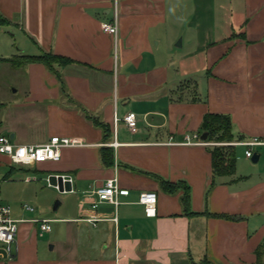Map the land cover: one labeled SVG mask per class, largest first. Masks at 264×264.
Here are the masks:
<instances>
[{
    "label": "crops",
    "instance_id": "0c3cea01",
    "mask_svg": "<svg viewBox=\"0 0 264 264\" xmlns=\"http://www.w3.org/2000/svg\"><path fill=\"white\" fill-rule=\"evenodd\" d=\"M0 15V57L19 49L72 59L55 71L14 66H26L27 83L11 105L29 110L0 132L19 143L87 142L26 168L72 177L64 215L45 217L67 223L59 254L42 248L47 233L34 218L15 216V256L0 248V264H264V0H0ZM116 16L118 34L104 32ZM208 112L232 118V175H214L216 143H181L202 137ZM253 139L261 143H234ZM110 177L130 189L118 206L96 194ZM163 180L179 185L171 192ZM144 190L158 194L154 216L139 202Z\"/></svg>",
    "mask_w": 264,
    "mask_h": 264
},
{
    "label": "rangeland",
    "instance_id": "374dc122",
    "mask_svg": "<svg viewBox=\"0 0 264 264\" xmlns=\"http://www.w3.org/2000/svg\"><path fill=\"white\" fill-rule=\"evenodd\" d=\"M8 36L16 34V31L7 29ZM14 42V41H13ZM17 47V46H16ZM14 49H16L14 47ZM18 53L12 55H24L18 49ZM9 54V53H8ZM20 59V58H18ZM25 67L20 70L12 65L10 61H0V128L6 127V123L19 119V112L27 110L23 107L18 111L17 106L12 103L22 101L24 98V85L27 83V75L24 73ZM19 88V90H18ZM17 89V91H15ZM13 123V122H12ZM9 124V123H8ZM2 125V126H1ZM15 140V139H14ZM16 141V140H15ZM0 201L4 204H9L12 207L14 217L25 218H56L64 215L67 209L64 203L62 207L55 208L58 202L65 200V194L51 185L45 175H37V173H29L24 166L20 164L11 165L9 159L4 155L0 156ZM36 177V180H26V176ZM29 204L35 207L34 210L25 209L23 205ZM66 222L52 219V230L47 232L41 239L42 248H50L51 244H56L55 253L59 254L61 244L67 238ZM40 229V225H39ZM0 248H3V243L0 242Z\"/></svg>",
    "mask_w": 264,
    "mask_h": 264
},
{
    "label": "built area",
    "instance_id": "2783aa9c",
    "mask_svg": "<svg viewBox=\"0 0 264 264\" xmlns=\"http://www.w3.org/2000/svg\"><path fill=\"white\" fill-rule=\"evenodd\" d=\"M102 30L113 35H117L119 32L118 18L114 21L102 22ZM126 123L132 131L138 130V116L135 111H129L124 117ZM181 143L187 144H210L216 142H210L202 139L200 134L186 135L185 139ZM233 143V142H230ZM249 146L261 143L258 139L248 140L244 142ZM87 142L85 139L80 137H70L63 135H53L47 142L32 144V143H19L14 140L11 135L0 132V156L4 155L9 159L11 165L20 164L24 166L34 167L41 162L45 161H58L62 156V149L64 147H77L85 146ZM246 155L249 157L253 156V150L249 148L246 151ZM1 159V158H0ZM2 160V159H1ZM64 176L66 174H63ZM50 182V175L47 177ZM26 180H36V177L27 175ZM69 180L72 182V177ZM59 188V185L55 186ZM130 189L121 187L117 177H110L106 182L96 189V194L99 201L109 202L118 206L120 204V196L128 195ZM157 201L158 194L156 191L144 190L140 192L139 202L145 206V211L148 216H154L157 213ZM25 209L34 210L35 207L29 204L23 205ZM97 206V203H94ZM35 222L40 225V232L43 235L51 231L52 225L50 218H34ZM95 220V219H90ZM21 219L15 218L12 214V207L9 204H4L0 201V242L3 243V248L10 258L15 256L14 244L17 241V235L20 229Z\"/></svg>",
    "mask_w": 264,
    "mask_h": 264
},
{
    "label": "trees",
    "instance_id": "16d2710c",
    "mask_svg": "<svg viewBox=\"0 0 264 264\" xmlns=\"http://www.w3.org/2000/svg\"><path fill=\"white\" fill-rule=\"evenodd\" d=\"M1 17L2 16L0 15V18ZM4 60L10 61L15 67L20 66L24 62L42 61L49 68L55 71L56 64L65 65L71 62L72 59L63 55H57L53 52H45L41 55L24 54L11 58L0 57V61ZM97 124L102 125L106 130H108V125H105L101 122ZM201 132H207V139H205L206 141L216 142L215 145L211 146L214 175L223 176L234 174L236 171V152L235 146L229 143L235 139L234 126L231 116L225 113H206L201 125ZM102 159L105 164H112L113 151L111 149H103ZM162 185L168 191L174 192L177 189L179 183L177 184L167 180H163ZM183 200L186 207L189 208L188 191L184 195Z\"/></svg>",
    "mask_w": 264,
    "mask_h": 264
},
{
    "label": "water",
    "instance_id": "95a60500",
    "mask_svg": "<svg viewBox=\"0 0 264 264\" xmlns=\"http://www.w3.org/2000/svg\"><path fill=\"white\" fill-rule=\"evenodd\" d=\"M181 44V41H180ZM11 137H14V134H11ZM202 138L203 139H207V132H204L202 134ZM259 154L255 153L252 157L253 161L257 162L259 160ZM70 175L66 174L65 176L63 174H51L50 175V184L53 186L59 185V190L62 192L65 191H72L73 190V186H72V182L69 180ZM60 202H58L55 205V208L57 209L59 206Z\"/></svg>",
    "mask_w": 264,
    "mask_h": 264
}]
</instances>
